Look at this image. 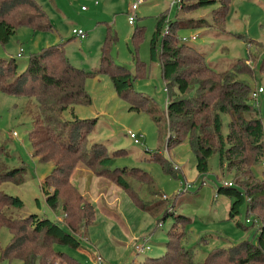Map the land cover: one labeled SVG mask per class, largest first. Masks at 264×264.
<instances>
[{"label":"rangeland","instance_id":"374dc122","mask_svg":"<svg viewBox=\"0 0 264 264\" xmlns=\"http://www.w3.org/2000/svg\"><path fill=\"white\" fill-rule=\"evenodd\" d=\"M38 1L48 12L53 29L36 31L30 26H20L9 43L0 44V57L14 56L24 69L32 53L62 42L74 64L91 70L99 65L101 47L108 32H114L117 37L111 45V54L117 63L128 66L133 73L140 72L134 85L153 98V112L131 108L129 102L118 95L109 76L103 73L87 80L92 102L77 104L73 111L79 117L97 118L88 133V144L100 141L109 150L125 149L116 165L140 166L150 171L162 190V195L157 196L146 189V183L133 180L135 190L147 201L148 209L144 210L121 186L79 161L70 176L72 188H65L61 200L71 199L72 190L76 188L86 200L85 205L91 204L95 209L94 223L81 228L80 248L62 244H56V248L84 264H97L98 256L104 264H145L148 256L165 253L168 232L175 227L176 233L183 234L182 243L194 250L195 260L203 263L207 253L216 247L229 248L243 239L255 238L262 218L252 211L254 216L250 218H257V222H247L244 204L237 217L248 229L237 226L229 218L230 197L217 191L221 183H236L239 176L235 171L228 170L226 164L221 167L215 153L210 158L209 171L202 174L187 139L173 147L167 146L169 136L174 137L175 132L166 117L168 92L159 58L161 37L156 57L152 55L151 43L161 14L167 12V21L177 17L192 19L186 28L177 31L179 40L190 42L204 52L216 73L232 72L247 82L251 87V102L258 106L264 120V69L259 65L264 51V0H231L226 20L212 5L182 10L177 4L171 6L174 0H145L137 10L135 24L128 18L129 10L137 0ZM75 27L83 28L87 35L75 38ZM137 27L144 28L138 42L133 40ZM167 28L165 25L162 33ZM21 49L23 52L18 55ZM138 62L144 64L140 71L137 70ZM73 111L68 109L65 117L73 118ZM37 113L34 100L0 90V161L5 168L25 166L19 183L5 181L1 184L4 191L18 195L24 201L22 206H10L6 211L13 217L46 214L64 224L66 211L61 206L54 209L48 204L43 183L54 162L40 160L32 153L30 129ZM230 118L228 113H222L224 134L229 131ZM130 131L138 134L140 142H135ZM154 152H161L171 161L173 173L166 172L160 162L150 157ZM252 168L254 178H262L264 158ZM49 190L53 191L54 187ZM167 209L184 214L189 220L178 222L173 215L165 216ZM108 211L113 219H104L101 215ZM11 236L6 226L0 227L2 247L8 244ZM139 243H146L144 251L138 252L136 244ZM66 258L54 254L50 264H71ZM0 264L24 263L21 259L6 260L0 256Z\"/></svg>","mask_w":264,"mask_h":264},{"label":"trees","instance_id":"16d2710c","mask_svg":"<svg viewBox=\"0 0 264 264\" xmlns=\"http://www.w3.org/2000/svg\"><path fill=\"white\" fill-rule=\"evenodd\" d=\"M230 2L181 0L180 9L212 5L226 20ZM167 19V12L161 14L151 43L152 55L156 57L161 37L159 58L168 92L166 117L169 127L175 132L174 137L169 136L167 146L173 147L187 139L195 153L197 169L202 174L209 171L210 158L217 153L220 166L226 164L228 170H234L239 176L236 183H221L217 188L219 193L231 198L229 218L237 226L248 229L237 217L241 214V206L246 204L247 212H257L263 223L255 232V238L243 239L229 248L216 247L207 253L203 263L195 260L194 250L182 243L183 234L176 233L173 227L168 232L165 253L148 256L146 263L264 264V175L256 179L252 173V165L264 158L263 116L258 106L251 102V87L247 82L232 72L216 73L208 64L204 52L190 42L179 40L177 31L186 28L192 19ZM165 25L168 28L162 33ZM20 26L45 31L53 29L54 24L38 0H0V44L9 43ZM143 31L144 28L137 27L133 40L138 42ZM116 37L111 30L108 32L101 47L99 65L91 70L74 64L62 42L32 53L24 69L20 68L14 56L0 57V90L26 96L37 104V118L30 129L32 153L40 160L54 162V167L43 181L46 200L52 208L61 206L66 211L64 224L46 214L10 216L6 208L22 206L24 201L20 196L4 191L1 184L5 181L19 183L25 166L5 168L0 161V227L6 226L12 234L4 247L0 237L2 259H21L24 264H50V258L60 254L65 255L71 264H84L68 252L56 248V244L80 248L81 228L94 223L95 209L91 204L85 205L86 200L76 188L72 190L74 195L71 199L61 200L65 188L72 185L70 176L79 161L121 186L144 210L148 209V204L135 190L134 179L146 183L149 192L162 195L150 171L140 166L116 165L121 151L125 149L109 150L100 141L88 144V133L97 118L79 117L73 111L77 104L92 102L87 80L103 73L109 76L118 95L129 102L131 108L153 112V98L134 85L140 72L133 73L128 66L117 63L111 54V45ZM185 49L195 51L191 54ZM142 65L138 62V71ZM259 65L264 69V51ZM68 109L73 111V118L65 117ZM223 112L231 117L227 134L222 130ZM150 157L160 162L166 172H174L171 161L161 152H154ZM50 187H54L51 192ZM167 215H173L178 222L189 220L186 215L168 209Z\"/></svg>","mask_w":264,"mask_h":264},{"label":"built area","instance_id":"2783aa9c","mask_svg":"<svg viewBox=\"0 0 264 264\" xmlns=\"http://www.w3.org/2000/svg\"><path fill=\"white\" fill-rule=\"evenodd\" d=\"M144 0H137L133 5H132V7H131V9L129 10V22L131 23V24H135V22H136V18H137V10H138V8H139V5L143 2ZM174 4H177L179 7H181V5H182V3H181V0H174L172 3H171V6L172 5H174ZM73 34L75 35V36H77V37H85L86 35H87V32L83 29V28H74L73 29ZM22 52H23V49H21V51L18 53V55H21L22 54ZM166 90H167V88H166ZM168 102V101H167ZM129 134H130V136L132 137V138H134V140H135V142H140V138H139V136H138V134L136 133V132H134V131H130L129 132ZM226 184H233L232 182H225ZM189 184L187 183V185L186 186H188ZM247 215H248V217H247V222H253V224L255 223V222H257V218H253V220L250 218L252 215H253V213H252V211L251 210H249L248 212H247ZM254 216V215H253ZM146 243H139V244H136V248H137V250H138V252H140V251H144L145 249H146ZM95 261H96V263L97 264H104L103 262H102V257L101 256H98L96 259H95Z\"/></svg>","mask_w":264,"mask_h":264},{"label":"crops","instance_id":"0c3cea01","mask_svg":"<svg viewBox=\"0 0 264 264\" xmlns=\"http://www.w3.org/2000/svg\"><path fill=\"white\" fill-rule=\"evenodd\" d=\"M143 2H144V1H143ZM143 2H142V3H143ZM142 3H141V4H142ZM141 4H140V5H141ZM140 5H139V6H140ZM73 36H74V35H73ZM71 37H72V36H71ZM74 37L76 38L77 36H74ZM230 206H231V198H230ZM105 210H108L107 206H105ZM229 210H230V208H229ZM109 212H110V211H108L107 213H106V212H101V215L103 216L104 219H108V218H112V219H113L114 216H111V215L109 214ZM99 215H100V214H99ZM99 219H101V218L99 217ZM99 222H102V221L99 220ZM100 226H101V225H100ZM93 233H94V230L92 229L91 234H93ZM161 249H162V248H160V250H161ZM89 251H90L91 254H92V251H91V250H89ZM162 251H163V249H162ZM146 252H147V250H146Z\"/></svg>","mask_w":264,"mask_h":264}]
</instances>
